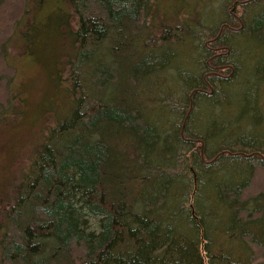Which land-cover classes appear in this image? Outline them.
I'll return each mask as SVG.
<instances>
[{
    "label": "trees",
    "instance_id": "obj_1",
    "mask_svg": "<svg viewBox=\"0 0 264 264\" xmlns=\"http://www.w3.org/2000/svg\"><path fill=\"white\" fill-rule=\"evenodd\" d=\"M15 1L0 60L12 69L20 21L25 55L57 52L46 75L68 103L49 110L4 201L0 264H264V2L0 0V11ZM187 49L195 70L173 69ZM13 80L0 75V114L24 105Z\"/></svg>",
    "mask_w": 264,
    "mask_h": 264
},
{
    "label": "rangeland",
    "instance_id": "obj_2",
    "mask_svg": "<svg viewBox=\"0 0 264 264\" xmlns=\"http://www.w3.org/2000/svg\"><path fill=\"white\" fill-rule=\"evenodd\" d=\"M262 2L264 1L262 0ZM166 5H169L168 0L162 2V6L165 7ZM172 10L174 8L171 7L169 11ZM154 13L153 11L151 13L149 12L146 16V23H153L152 25L158 26L159 24L155 20L162 19L163 15L159 14L154 18ZM206 14L208 16L213 15L210 13ZM21 15L22 8L19 1H15L14 4H8L6 8L0 11V42L5 41L8 36L10 37L12 34L11 27ZM45 15L46 12L43 16ZM166 19L168 20L170 17L167 16ZM16 24H19V26L13 40L14 49L11 52L14 68L12 67L10 69L6 67L7 65L0 60V75L10 76L12 74L14 80L10 90L12 93H17V97H22L24 105L23 107L17 105L16 111H11L10 109L5 111L4 114H0V218L2 217L1 212L3 211V206L4 204L6 205L4 201L10 202L13 199L10 190L18 180H21L34 154V148L38 145L42 127L46 124L49 126L54 123L48 120L50 118L48 115H51L48 114L49 110L55 108L54 115L57 113L61 114L66 110L68 103V96L65 91L62 88L55 90L53 87L55 83H51V77L46 75L57 52L52 51L51 46H45L43 52L40 51L38 54H40L42 59L44 55L46 56L44 60L46 63H43L42 60L39 61V56L33 52L25 55V47L23 41L20 39V31L23 29V24H20V21ZM154 35L156 37L159 36L158 32ZM53 39L52 41L57 40L56 38ZM243 45L249 49L253 43L250 45L244 42ZM40 46H37V51H39ZM178 51L180 49L174 47V52L177 53ZM184 54L182 56L180 55L175 62H171H174L173 69L183 68L187 72H193L195 70L192 64L194 53L187 49ZM173 69L167 73V76L172 80L175 79V73L177 72V70ZM51 73L52 71H49L50 75ZM175 82L178 84L177 80ZM59 86L61 87V85ZM112 89L113 87L110 86L108 90L110 93L108 95L113 94L111 93ZM5 97V89L0 86V104L4 103L6 100Z\"/></svg>",
    "mask_w": 264,
    "mask_h": 264
}]
</instances>
